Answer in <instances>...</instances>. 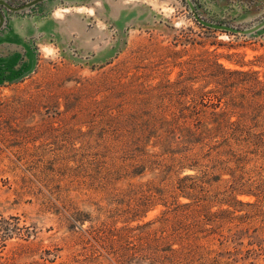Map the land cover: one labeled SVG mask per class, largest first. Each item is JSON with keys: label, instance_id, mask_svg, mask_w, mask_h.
<instances>
[{"label": "rangeland", "instance_id": "obj_1", "mask_svg": "<svg viewBox=\"0 0 264 264\" xmlns=\"http://www.w3.org/2000/svg\"><path fill=\"white\" fill-rule=\"evenodd\" d=\"M43 2L0 11L26 14ZM56 2L44 14L60 17V26L46 20L32 38L33 65L0 66V264H123L109 247L123 253L126 243L152 242L153 234L176 247L172 234L180 225L158 221L163 202L134 212L142 200L137 186L154 173L131 178L118 171L125 162L120 148L140 119L169 118L180 104L196 102L192 91L206 82L203 63L189 73L194 57L254 71L264 84V24L229 32L196 18L248 29L263 21L264 0ZM248 158L244 178L262 162ZM229 178L225 172L209 187L207 208L220 221H208L199 233L196 264H264V204L239 203L256 197L227 190ZM177 200L192 201L184 194Z\"/></svg>", "mask_w": 264, "mask_h": 264}, {"label": "trees", "instance_id": "obj_2", "mask_svg": "<svg viewBox=\"0 0 264 264\" xmlns=\"http://www.w3.org/2000/svg\"><path fill=\"white\" fill-rule=\"evenodd\" d=\"M198 63H203L206 84L192 91L196 102L180 104V113L169 118L140 119L120 148V158L125 162L118 171L131 178L142 176L145 171L154 173L153 179L137 186L142 200L134 212L156 201L163 202L166 209L158 221L161 227L170 221L180 225L172 234L178 245L168 243L167 236L153 234L152 242L126 243L123 253L110 246V252L123 264L128 260H138L141 264H196L200 258L199 233L207 231L204 225L208 221H220L212 219L207 208L211 202L209 187L221 181L225 172L230 175L225 180L229 182L227 190L256 197L254 203H239L258 207L264 204V124L253 123L257 118L264 121V84L254 71L229 70L209 56L192 58L188 63L189 73L194 74ZM240 86L244 93H236ZM232 116L236 118L232 120ZM257 126L261 129L256 131ZM149 144L158 150L150 151ZM250 154L261 159L260 171L254 177L244 178ZM185 168L198 173L176 174L178 169ZM179 194L192 201L178 202ZM143 234L150 237L149 232Z\"/></svg>", "mask_w": 264, "mask_h": 264}, {"label": "crops", "instance_id": "obj_3", "mask_svg": "<svg viewBox=\"0 0 264 264\" xmlns=\"http://www.w3.org/2000/svg\"><path fill=\"white\" fill-rule=\"evenodd\" d=\"M51 1L58 0H46L26 14L12 12L5 14L6 22L0 28V66L4 70L23 63L28 66L33 65L35 56L32 38L41 33L44 22L52 18L51 26L58 29L60 17H49L44 14L46 4Z\"/></svg>", "mask_w": 264, "mask_h": 264}, {"label": "water", "instance_id": "obj_4", "mask_svg": "<svg viewBox=\"0 0 264 264\" xmlns=\"http://www.w3.org/2000/svg\"><path fill=\"white\" fill-rule=\"evenodd\" d=\"M42 1H44V0H28L26 2H23L22 4L13 5V4L9 3L7 0H0V5L5 6V8L8 9L9 11L20 12V11L26 10V9L40 3ZM196 18L198 19V21L202 25H204L206 27L213 28V29H220V30L229 31V32L250 33V32L255 31L257 28H259L260 26H262L264 24V19H263V21H261L259 24H257L254 27H250L248 29H237V28L229 26V25L206 21V20L200 19L198 17H196ZM5 22H6V17L0 11V28L5 24Z\"/></svg>", "mask_w": 264, "mask_h": 264}]
</instances>
